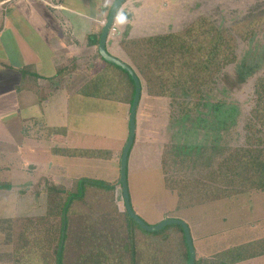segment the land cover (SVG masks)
Segmentation results:
<instances>
[{
  "label": "rangeland",
  "instance_id": "obj_1",
  "mask_svg": "<svg viewBox=\"0 0 264 264\" xmlns=\"http://www.w3.org/2000/svg\"><path fill=\"white\" fill-rule=\"evenodd\" d=\"M263 9L264 0H127L116 16V22L122 24L121 37H116L113 44L111 38L107 39V51L131 65L119 43L125 39V33L127 39L176 33L200 15L209 14L216 19H224L226 24L238 18L258 14ZM237 53V63L222 74L215 95L209 99L214 101L213 103L224 101L223 103L234 109L233 113L230 112L222 120H218L215 114L202 110L201 113L188 117L185 125H180L178 116L174 114L175 104L171 99L151 95L146 78L139 76L143 90L137 111L135 141L127 164L131 205L136 215L149 226L167 219L186 223L191 231L197 259H213L217 253L230 247L264 238V192L248 193L229 201H211L178 208V190H168L165 186V170L170 173V177H176L178 180L184 178L191 181L198 176L192 171L186 173L182 167L171 163V156H168L172 150L170 148L201 143L205 146L220 144L237 148L244 144V123L248 122L254 103L253 85L256 78L264 74V29L248 44H241ZM75 66L77 65L72 60L67 66L59 62L58 69L55 70L56 75L42 89H46L47 93L54 90L64 96L68 93L67 90L72 88L69 81L71 73H66V69L61 68ZM135 68L138 71V67ZM26 71L31 72L28 68L20 72L25 75V79L31 80V87H34L33 78L28 76V73L26 75ZM81 89L91 95L88 102L90 111H82L81 116L71 112L69 115L66 113L59 117H50L45 105L47 101L42 103L36 94L39 88L35 87V92L26 91L24 86L22 87V90L32 97L29 101L36 99L42 108L40 112L31 106L20 109L21 117L11 119L9 123L10 134L0 133V219L43 214L46 198L39 188L41 185L38 181L40 178L50 179L52 176L57 179L51 180L50 184L58 191L80 178L112 184L115 188L116 204L121 212L125 210L118 180L120 159L127 142L129 127L125 125L127 131L121 140V124L113 107L116 105L118 108L120 104H125L129 112L126 111L124 122H128L133 85L122 70L115 69L110 64H102V67L90 68L89 77ZM81 94L83 95V92ZM75 99L78 101L79 98ZM57 101L60 99L57 98L55 102ZM108 102L113 104L109 105ZM38 112V118L33 121L38 126H26L31 123V115ZM205 113L209 117L205 124L213 128L207 131L194 123L198 118L205 116ZM10 114H14L13 109H10ZM90 114H96V118ZM103 114H106L105 118ZM76 118L89 121L81 122L88 133L85 134V130H77ZM81 124L80 129L83 128ZM41 127H45L46 131L40 133ZM62 127H69L66 128V135L49 134L51 128ZM79 134L81 136L77 138ZM66 136L69 144L66 146L80 145L87 146L83 148L106 151L109 159H79L52 155V149L62 145L58 139ZM217 137H221L222 141L219 142ZM25 138L26 146L20 147L22 139L25 141ZM36 138L38 141L43 138L46 147L40 144L36 146ZM21 155H25V158ZM185 165L188 166L187 163ZM13 179L17 181L13 182ZM177 236L175 241L180 240V235ZM168 240L174 242L172 236ZM12 252V246L7 244L6 234L0 231V264H10ZM242 264H264V257Z\"/></svg>",
  "mask_w": 264,
  "mask_h": 264
},
{
  "label": "trees",
  "instance_id": "obj_2",
  "mask_svg": "<svg viewBox=\"0 0 264 264\" xmlns=\"http://www.w3.org/2000/svg\"><path fill=\"white\" fill-rule=\"evenodd\" d=\"M109 11L107 8L106 12ZM223 20L200 15L182 31L133 39L125 35L119 42L132 63L129 66L138 77L146 78L149 93L170 98L175 104L174 114L180 125L202 110L215 114L218 120L234 112L224 101L213 103L209 99L215 95L222 74L237 63L239 46L248 44L264 29V9L231 23L225 24ZM98 57L102 64H110L99 53ZM28 69L31 72L26 71V75L32 76L34 87L23 75L19 90L23 91L24 86L26 91H35L38 87L36 94L44 103L56 91L47 93L36 83L39 77L34 70ZM123 72L133 85L132 106L135 85L130 75ZM66 73L70 71L66 69ZM82 92L91 97L87 91ZM253 96L250 118L244 123L243 145L230 148L201 143L170 148L171 163L186 173L198 174L191 181L178 180L165 170L166 188L178 190V208L264 192V74L256 78ZM203 115L194 122L195 126L206 131L213 129L205 124L209 119L207 113ZM66 131L64 127L51 128L49 134L64 136ZM217 140L221 142L222 138ZM52 155L109 159L106 151L87 148L59 147L52 149ZM38 182L46 198L43 214L0 219V231L6 234L7 244L13 250L10 264H188L182 228L172 225L157 233L145 232L125 210L120 211L114 185L80 178L58 191L46 178ZM169 234L174 242L168 240ZM177 235L179 241H175ZM261 257L264 238L230 247L213 259L196 258L195 264H242Z\"/></svg>",
  "mask_w": 264,
  "mask_h": 264
},
{
  "label": "crops",
  "instance_id": "obj_3",
  "mask_svg": "<svg viewBox=\"0 0 264 264\" xmlns=\"http://www.w3.org/2000/svg\"><path fill=\"white\" fill-rule=\"evenodd\" d=\"M114 1L0 0V128H2L0 133L10 134L9 123L11 119L21 117L20 109L23 110L26 106H31L35 111L39 109L40 112V108H42L36 99L29 101L32 99L29 93L19 90L23 85V74L20 71L27 68L34 70L39 77L38 85L45 87L48 85L47 82L56 75L55 70L58 69L57 64L59 62L66 66L67 64L70 65V60L75 62L77 65L75 67L61 68L67 69L71 73L69 79L71 90L68 89V93H65L64 96L55 92L45 103L46 109L50 117H59L66 113L69 115L71 112L76 116H81L82 111H90V103H88L90 98L81 94V88L84 86L86 78L89 77L90 68L102 67L98 57L99 42L97 40H100L104 23L107 20L108 12L106 9H110ZM121 26L122 24L115 20L114 29L108 37V39L111 38L112 44L113 40L117 39L116 37H121ZM112 44L111 47H113ZM111 67L114 66L111 65ZM75 71L77 72L75 73ZM57 98L60 101L55 102ZM75 98H79L78 101ZM51 103L53 104L51 105ZM108 103L109 105L113 104L112 102ZM10 109H13L14 114H10ZM113 109L116 110L114 113L121 124L119 137L123 140L125 131H127L125 125L129 127V120L128 122L125 121L126 124L124 122L126 111L129 112V109H126L125 104H120L118 108L115 105ZM39 112L31 115L32 118L29 117L31 123L26 126L37 125L33 121L38 118ZM90 116L96 118V114L95 116L90 114ZM105 116L106 114L103 118ZM76 120L77 130H85L84 133H88L81 122L89 121L82 118L79 120L76 118ZM48 123L49 120L46 122L47 126ZM66 123L68 124V120ZM79 124L83 126L82 129L79 128ZM66 128L69 129V127ZM41 131H46V128L41 127L40 133ZM80 136L81 134L76 137ZM42 140L43 138H40V141L36 142L35 145L39 146L40 144L46 147ZM58 140L62 143L59 147H87L66 146L68 144L67 136ZM22 142L20 147L26 146V138L25 141L22 139ZM29 142L31 141L29 140ZM64 142L65 144H63ZM79 143L81 142L79 141ZM47 146L49 145L47 144ZM21 157L25 158V155H21ZM55 177L52 176L48 180H56Z\"/></svg>",
  "mask_w": 264,
  "mask_h": 264
},
{
  "label": "water",
  "instance_id": "obj_4",
  "mask_svg": "<svg viewBox=\"0 0 264 264\" xmlns=\"http://www.w3.org/2000/svg\"><path fill=\"white\" fill-rule=\"evenodd\" d=\"M127 0H116L113 6L111 7V10L109 12V15L107 17L106 22L104 23L103 30L101 32L99 44H98V50L101 58H103L106 62L115 65L119 68H121L123 71L127 72L131 79L134 82L135 85V93H134V99L132 102V106L130 108V115H129V134L127 142L123 148L121 159H120V178H119V184L122 189V196L124 200V207L125 211L128 213V215L134 220V222L145 232L148 233H157L161 231L163 228L167 226L172 225H178L182 228L187 249L189 252V262L188 264H195L196 261V250L194 247L191 231L188 227V225L182 221L179 220H172L167 219L162 221L161 223L149 226L147 225L139 216L136 215L134 212L132 205H131V199L129 195V189H128V183H127V164H128V157L129 153L133 147L134 141H135V134H136V117H137V111L141 100V94H142V85L140 82L139 77L136 75L135 71L126 63L121 61L120 59L112 56L107 51L106 43L107 39L109 37V33L113 28V25L116 20V16L119 12L120 7L123 5L124 2Z\"/></svg>",
  "mask_w": 264,
  "mask_h": 264
},
{
  "label": "clouds",
  "instance_id": "obj_5",
  "mask_svg": "<svg viewBox=\"0 0 264 264\" xmlns=\"http://www.w3.org/2000/svg\"><path fill=\"white\" fill-rule=\"evenodd\" d=\"M110 10H111V8H110ZM109 12H110V11H109ZM109 12H108V15H109ZM107 17H108V16H107ZM114 24H115V23H114ZM113 29H114V25H113L112 30H113ZM112 30H111V31H112ZM111 31H110V33H111ZM110 33H109V35H110Z\"/></svg>",
  "mask_w": 264,
  "mask_h": 264
}]
</instances>
